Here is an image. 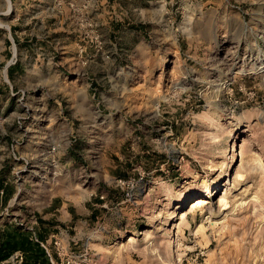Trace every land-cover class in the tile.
<instances>
[{
	"label": "rangeland",
	"instance_id": "rangeland-1",
	"mask_svg": "<svg viewBox=\"0 0 264 264\" xmlns=\"http://www.w3.org/2000/svg\"><path fill=\"white\" fill-rule=\"evenodd\" d=\"M4 183L51 264H264V0H0Z\"/></svg>",
	"mask_w": 264,
	"mask_h": 264
},
{
	"label": "trees",
	"instance_id": "trees-1",
	"mask_svg": "<svg viewBox=\"0 0 264 264\" xmlns=\"http://www.w3.org/2000/svg\"><path fill=\"white\" fill-rule=\"evenodd\" d=\"M10 70L11 67L8 68V73ZM0 192H2L0 195V201L3 205H6L8 197L11 194L7 193L5 183L0 185ZM17 229L16 234H6L0 240V263L6 261L12 253L21 251L23 255H26L27 258L36 263L51 264L50 258L44 249L31 239L30 234L27 231L22 230L20 227H17ZM37 238L39 241H45V238L40 234H37ZM22 263L26 264V259L24 260L23 258Z\"/></svg>",
	"mask_w": 264,
	"mask_h": 264
},
{
	"label": "built area",
	"instance_id": "built-area-1",
	"mask_svg": "<svg viewBox=\"0 0 264 264\" xmlns=\"http://www.w3.org/2000/svg\"><path fill=\"white\" fill-rule=\"evenodd\" d=\"M2 192H0V195ZM37 223L36 218L33 219L32 225L30 227H26L24 230L27 231L30 234L31 239L36 242L44 251L46 254L50 257V253L46 244V241H39L37 238V234L35 231V228L33 227L34 224ZM23 254L18 251L15 252L14 255L11 257V264H22Z\"/></svg>",
	"mask_w": 264,
	"mask_h": 264
},
{
	"label": "bare ground",
	"instance_id": "bare-ground-1",
	"mask_svg": "<svg viewBox=\"0 0 264 264\" xmlns=\"http://www.w3.org/2000/svg\"><path fill=\"white\" fill-rule=\"evenodd\" d=\"M242 153V152H241ZM242 155V154H241ZM192 206L191 208H195V207H203L207 204V201L203 198H198L196 200H193L191 202ZM182 218H185L186 217V214H182L181 215ZM130 241V240H129Z\"/></svg>",
	"mask_w": 264,
	"mask_h": 264
}]
</instances>
